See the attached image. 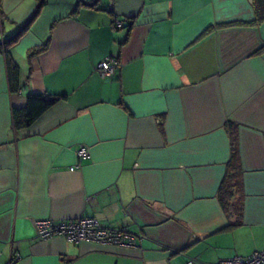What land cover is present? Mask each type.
Wrapping results in <instances>:
<instances>
[{
  "label": "crops",
  "instance_id": "obj_1",
  "mask_svg": "<svg viewBox=\"0 0 264 264\" xmlns=\"http://www.w3.org/2000/svg\"><path fill=\"white\" fill-rule=\"evenodd\" d=\"M77 3L47 0L11 45L16 93L0 53V264H218L263 249L264 18L254 21V0ZM36 4L0 0V38ZM107 57L119 65L101 77L96 65ZM30 92L62 96L15 130L12 106ZM228 121L237 124L244 197L242 222L226 228L236 218L217 197ZM81 215L142 239L36 234L37 219Z\"/></svg>",
  "mask_w": 264,
  "mask_h": 264
},
{
  "label": "trees",
  "instance_id": "obj_2",
  "mask_svg": "<svg viewBox=\"0 0 264 264\" xmlns=\"http://www.w3.org/2000/svg\"><path fill=\"white\" fill-rule=\"evenodd\" d=\"M47 0H36L37 4L32 15L27 21L19 27V29L12 35L6 38H0V53L4 55L6 73L8 79L9 90L12 93L18 92L20 89V67L12 57L10 47L14 44L18 38L28 29L31 22L38 16L42 6ZM85 4L83 0H78L77 6ZM93 5L95 4H86ZM78 7H76L77 11ZM75 11V12H76ZM254 21H260L264 18V0H254ZM115 19H113L114 24ZM128 21V22H127ZM126 25L130 27V20H126ZM114 27H116L114 25ZM210 27L208 30H210ZM48 43L45 42L42 45L31 47L28 50V56L46 49ZM262 48H259L261 50ZM118 60V59H117ZM62 95L56 93H35L30 92L26 95L25 102L21 106H12V122L15 130L30 125L36 120L49 106L61 98ZM226 129L230 139V155L225 165L224 175L220 181L217 190V197L220 204L228 215H234V220H229L226 228L238 225L242 222L243 215V168L240 161L239 139L237 124L228 121L226 123ZM237 194V197L233 199V195ZM14 258L12 255L11 260Z\"/></svg>",
  "mask_w": 264,
  "mask_h": 264
},
{
  "label": "built area",
  "instance_id": "obj_3",
  "mask_svg": "<svg viewBox=\"0 0 264 264\" xmlns=\"http://www.w3.org/2000/svg\"><path fill=\"white\" fill-rule=\"evenodd\" d=\"M114 25L120 27L123 25V21L115 20ZM118 65L117 58L107 57L96 65V71L101 77H111L115 74ZM77 155L81 159L86 158L89 155L87 147L80 145ZM74 168L75 166L71 167V169ZM35 227L39 237L48 238L59 234L73 242L95 240L113 244L139 245L142 239V233L132 232L125 226H105L97 218L87 215H81L71 220L37 219ZM185 264H196V262L189 259ZM218 264H264V248L255 250L248 255H236L221 259Z\"/></svg>",
  "mask_w": 264,
  "mask_h": 264
},
{
  "label": "water",
  "instance_id": "obj_4",
  "mask_svg": "<svg viewBox=\"0 0 264 264\" xmlns=\"http://www.w3.org/2000/svg\"><path fill=\"white\" fill-rule=\"evenodd\" d=\"M83 2L85 4H93L95 2V0H91V1L83 0Z\"/></svg>",
  "mask_w": 264,
  "mask_h": 264
}]
</instances>
